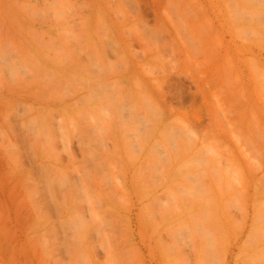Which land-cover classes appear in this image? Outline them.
I'll return each instance as SVG.
<instances>
[{"label":"rangeland","instance_id":"374dc122","mask_svg":"<svg viewBox=\"0 0 264 264\" xmlns=\"http://www.w3.org/2000/svg\"><path fill=\"white\" fill-rule=\"evenodd\" d=\"M263 46L264 0H0V264H264Z\"/></svg>","mask_w":264,"mask_h":264},{"label":"bare ground","instance_id":"6f19581e","mask_svg":"<svg viewBox=\"0 0 264 264\" xmlns=\"http://www.w3.org/2000/svg\"><path fill=\"white\" fill-rule=\"evenodd\" d=\"M247 14H248V13H247ZM247 14H245V17L247 16ZM249 18L251 19L250 13H249ZM253 42L255 43V41H253ZM258 42H259V41H258ZM258 42H257V44H258ZM257 44H256V45H257ZM263 47H264V46H263ZM258 51H259V50H258ZM92 69H93V71H96V70H98V67H93ZM93 75H94V74H93ZM53 76H54V75H53ZM55 76H58V75H55ZM53 78H55V77H53ZM56 79H58V78H56ZM88 83H89V82H88ZM200 83H201V82L195 81V84L197 85L198 90H200V89H199ZM87 86H89V85H87ZM94 86H95V85H94ZM94 86L91 87V88H94ZM99 86H100V85H99ZM101 86H102V85H101ZM103 86H104V85H103ZM89 87H90V86H89ZM87 88H88V87H87ZM101 88H102V87H101ZM103 88H105V86H104ZM96 89H97V88H96ZM99 89H100V88H99ZM99 89H97V90L99 91ZM102 90H103V89H102ZM96 92H97V91H96ZM104 92H105V91H104ZM108 92H109V91H108ZM110 92H111V91H110ZM99 94H100V93H99ZM102 94H103V93H102ZM200 94H201V97H202V101H204L205 98H204V94H203V92L200 91ZM100 96H101V95H100ZM103 96H104V95H103ZM106 96H107V95H106ZM106 96H105V98H106ZM113 96H114V95H113ZM120 96H121V95H120ZM105 98H104V99H105ZM107 98H109V97L107 96ZM107 98H106V99H107ZM113 98H114V97H113ZM73 99H74V98H73ZM100 99H102V98L100 97L99 100H100ZM104 99H103V100H104ZM119 99H120V98H119ZM119 99H118V100H119ZM128 99H129V98H128ZM136 100H137V99H136ZM195 100H196V98H195ZM71 101H72V100H71ZM71 101L64 100V101L62 102V104H63V105H68V104L70 105V102H71ZM77 101H78V100H77ZM109 101H111V100H109ZM119 102H120V101H119ZM151 102H152V101H151ZM151 102H150V104H151ZM71 103H73V102H71ZM74 103H75V102H74ZM105 103H106V102H105ZM115 103H116V101H115ZM134 103H135V102H134ZM140 103H141V102H140ZM132 104H133V103H132ZM114 105H115V104H114ZM139 105H140V104H139ZM116 106H117V105H116ZM150 106H151V105H150ZM141 107H142V106H141ZM153 107H154V104L152 105V108H153ZM112 108H115V107L113 106ZM116 108H117V107H116ZM132 108H133V107H132ZM134 108H135V107H134ZM134 108H133V109H134ZM148 108H149V107H148ZM126 109H127V108H126ZM139 109H140V108H139ZM139 109H138V110H139ZM143 109H144V108H143ZM153 109H154V108H153ZM153 109L150 108V111L153 110ZM156 109H157V108H156ZM156 109H155V110H156ZM115 110H116V109H115ZM129 110H130V111H129ZM129 110H128V111H129L130 113H129V112L124 113L125 109H124L121 105H119L118 108H117V111H119V115L117 114L118 117H116V119L119 118L118 120L121 121V119H122V121H123L124 118H125V119L128 118V116H129L128 113H129V114L133 113V114L130 115V117H132V115H134V112L136 111V109H134V112H133V111L131 112L132 109H129ZM141 110H142V109H141ZM141 110H139V111H141ZM157 110H158V109H157ZM121 111H122L123 113H122ZM145 111H146V110H145ZM147 111H148V110H147ZM153 112H155V111L153 110ZM156 112H157V111H156ZM136 113H137V111H136ZM148 114H149V113H148ZM146 115H147V114H146ZM135 116H136V115H135ZM136 117H137V116H136ZM143 117H144V116H143ZM125 119H124V120H125ZM137 119H138L139 121L143 122L145 126H152V125H150V124L148 123V121H147L148 119L146 120V118H145V119H144V118H143V119L141 118L142 120H140V117L138 116ZM149 119H150V118H149ZM157 119H158V121H159V117H158ZM143 120H144L145 122H144ZM128 121H129V120H128ZM115 122H116V121H115ZM146 122H147V124H149V125H146ZM160 122H161V121H160ZM116 123H117V122H116ZM123 125H124V124H123ZM123 125H122V126H123ZM119 126H120V125H119ZM119 126H118V127H119ZM138 126L141 127V125H138ZM156 126H157V125H156ZM87 127H89V126H87ZM124 127H125V126H124ZM142 128H143V127H142ZM147 128H148V127H147ZM157 128H158V127H157ZM138 129H139V127H138ZM138 129L136 130L137 133L132 132V131H130V132L127 133V131L123 132V131L120 130L121 133H122V132L124 133V134H122V138L125 137L124 139H128V137H129V138H130V137L135 138V136H137V135L139 136V134H140V133L142 132V130H144V129H142L141 131H140L141 128H140L139 130H138ZM155 129H156V128H155ZM88 130H89V129H88ZM123 130H124V129H123ZM125 130H126V129H125ZM128 131H129V129H128ZM138 131H140V132H138ZM145 131H147V130H144L143 132H145ZM152 131H153V130H152ZM156 131H158V130L156 129ZM156 131H155V132H156ZM143 132H142V133H143ZM158 132H159V131H158ZM163 132H164V131H163ZM138 133H139V134H138ZM145 133H146V132H145ZM147 133H148V132H147ZM147 133H146V135H147ZM165 133H166V132H165ZM136 134H137V135H136ZM143 134H144V133H143ZM143 134H142V135H143ZM174 134L176 135V132H174ZM123 135H124V136H123ZM142 135L140 134V136H142ZM144 135H145V134H144ZM144 135H143V136H144ZM146 135H145V136H146ZM148 135H149V134H148ZM148 135H147V137H148ZM163 136H164V135H163ZM169 136H170V135H169ZM171 136L173 137V133H172ZM120 137H121V136H120ZM147 137H145V138H147ZM150 137H151V136H150ZM172 137H171V139H172ZM141 138H142V137H141ZM156 138H157V137H156ZM131 139H132V138H131ZM148 139H150V138H148ZM159 139H160V138H159ZM173 139H174V138H173ZM128 140H129V139H128ZM143 140H144V139H143ZM157 140H158V139H157ZM138 141H139V140H138ZM174 141H175V139H174ZM120 142H121V141H120ZM125 142H126V140H125ZM146 142H147V141H146ZM173 143L177 144L176 141H175V142L172 141V144H173ZM128 144H129V142H128ZM128 144H127V145H128ZM130 144H132V143H130ZM137 144H138V143H137ZM139 144H141V143H139ZM145 144H146V143H145ZM147 144H148V143H147ZM147 144H146V145H147ZM124 145H125V144H124ZM127 145H126V146H127ZM135 145H136V144H135ZM153 145H154V144H153ZM173 145H174V144H173ZM143 146L145 147L144 144L140 145L141 148H144ZM160 146H161V145H160ZM175 146H176V145H175ZM134 147H135V146H134ZM136 147H137V146H136ZM161 147H162V146H161ZM161 147H159V145H157V146L154 145V147L150 148V149L154 150L153 152H151L152 155H153V153L156 151V152H155V154H157V155L155 156L156 158H158V157L160 156V154L163 153V152H160V151H159V150L161 149ZM173 147H174V146H173ZM137 148H139V145H138ZM141 148H140V149H141ZM147 148H148V147H147ZM153 148H154V149H153ZM127 149H129V148H127ZM135 149H136V148H135ZM144 149H145V148H144ZM157 149H158V151H157ZM170 149H171V148H170ZM137 150H138V149H137ZM161 150H162V149H161ZM142 151H144V150L142 149ZM162 151H163V150H162ZM173 151H174V150H173ZM140 152H141V151H140ZM145 152H146V151H145ZM165 152H166V151H165ZM172 153H173V152H172ZM149 154H150V152H148V151L146 152V155L144 154L145 156H147V161L153 158V156H152L151 154H150V155H149ZM155 154H154V155H155ZM158 154H159V155H158ZM167 154H168V153H167ZM161 155H162V154H161ZM164 155H165V154H164ZM145 156H144V157H145ZM168 156H169V155H168ZM145 158H146V157H145ZM160 159H161V158H159V160H157V161L159 162V163H158L159 167H160V165H162V164H160V163H161V162H160ZM166 159H167V157H166ZM157 161H156V162H157ZM142 162H143V161H142ZM148 162H149V161H148ZM163 162H164V161H163ZM151 163H152V162H151ZM151 163H150V164H151ZM166 163H167V162H166ZM144 164H145V163H144ZM155 164H156V163H155ZM155 164L152 163L153 166L158 167L157 164H156V165H155ZM141 166H142V165H141ZM153 166L150 165V167H153ZM160 168L162 169V167H160ZM107 181H109V179H108ZM103 184H104V183H103ZM103 184H100V185H101V188H102ZM104 190H105L106 192L109 191V192H108L109 194L107 193L108 196H112V195L115 193L114 191L117 190V189L115 188V190H113L110 186H108V187H107L106 189H104ZM105 191H103V192H105ZM151 194H153V196H152ZM151 194H148V195H149V196H152V197H150V198L148 197V198H149V199H148V198H147L148 195H147L146 198H147L148 200L151 199V200L154 201V202L158 201V199H156V197H158V196H156V194H155V196H154V193H152V192H151ZM116 196H117V194H116ZM143 197H145V196H143ZM143 197H140V198H143ZM100 198H101V197H100ZM108 198H109V197H108ZM146 198H145V199H146ZM111 199H112V197H111ZM143 199H144V198H143ZM145 199H144V200H145ZM103 200H104V199H103ZM159 200H160V199H159ZM110 202H111V201H110ZM112 202H114V201H112ZM154 202H153V203H154ZM222 208H223V207H222ZM165 209H166V208H165ZM165 211H166V210H165ZM169 212H170V210H169ZM166 213H167V212H166ZM166 213L164 212V214H166ZM226 214H227V213H226ZM227 216H229V214H227ZM217 254H218V253H217ZM221 256H222V255H221ZM225 259H226V258H225Z\"/></svg>","mask_w":264,"mask_h":264}]
</instances>
